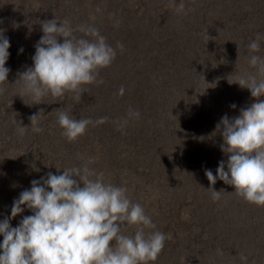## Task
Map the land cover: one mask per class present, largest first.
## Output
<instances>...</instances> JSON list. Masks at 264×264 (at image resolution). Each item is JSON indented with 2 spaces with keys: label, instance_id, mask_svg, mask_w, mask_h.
<instances>
[{
  "label": "rangeland",
  "instance_id": "rangeland-1",
  "mask_svg": "<svg viewBox=\"0 0 264 264\" xmlns=\"http://www.w3.org/2000/svg\"><path fill=\"white\" fill-rule=\"evenodd\" d=\"M181 2L182 12L171 7L170 0H0V30L10 42L5 64L10 72L3 84L10 95L0 96V221L11 215L14 199L30 190L32 180L87 166L90 179L127 189L132 203H139L155 223L151 231L171 235L158 259L149 264H264V207L246 202L234 186L219 179L210 185L205 175L206 169L216 175L219 162L228 158L215 122L225 114L238 116L256 101L236 80L256 74L249 65L252 40L245 42V33L255 39L264 36V0H174L176 6ZM54 18L69 21L73 29H98L116 56L99 71L103 83L84 85L81 98L76 93L61 98L49 93L42 103L33 104L22 92L19 73L33 66L32 57L25 56L35 54L42 35V30L37 33L39 24ZM175 63L185 68L183 72L192 67L186 79L195 81L193 92H186L183 100L176 94L170 103L159 100L161 92L143 82L158 77L164 68L174 74ZM206 65L207 72L202 68ZM113 71L118 75L111 77ZM181 78L186 80L180 74L179 84ZM172 89L179 90L171 80L165 92ZM69 102L75 105V115L66 110H72ZM41 109L43 131L37 133L29 118ZM129 109L138 111L139 118L129 116ZM58 111L76 119L108 120L89 125L83 136L69 142L58 124ZM20 125L26 126L24 135L19 134ZM209 187L221 191L218 201H213ZM169 191L166 201L160 196V206L158 196ZM31 214L25 207L10 223L16 227ZM135 230L127 224L121 227L127 236H134Z\"/></svg>",
  "mask_w": 264,
  "mask_h": 264
},
{
  "label": "clouds",
  "instance_id": "clouds-1",
  "mask_svg": "<svg viewBox=\"0 0 264 264\" xmlns=\"http://www.w3.org/2000/svg\"><path fill=\"white\" fill-rule=\"evenodd\" d=\"M170 6L176 7L177 12L185 8L183 2L176 6L174 0H170ZM77 31L83 36L77 37L74 34ZM42 32L35 45L33 66L19 73L22 92L32 98L33 104L42 103L49 93L54 98L66 93H76L81 98L84 85L103 83L102 78L98 79L99 71L111 65L116 51L98 29L83 26L73 29L69 21L59 22L54 18L42 23ZM89 36L91 40L85 38ZM260 39L258 34L248 45L251 53L260 52ZM118 47L123 50V45ZM9 48V39L0 30V85L8 82L10 69L5 64ZM249 65L256 69V74L240 75L236 83L249 89L256 101L242 108L238 116L229 118L225 114L216 125L223 138L221 150L228 158L219 162L216 175L210 169L205 170V175L210 185L219 179L234 186L236 194L246 202L264 207V100L259 99L264 96V58L252 55ZM4 91L0 87V94ZM124 91L121 87L119 95ZM42 111L29 118L32 130L37 133L43 131L39 127ZM57 115L62 135L69 142L83 136L89 125L108 120L107 117L96 121L76 119L65 111H58ZM139 115L138 111L129 109V116L139 118ZM125 124L127 120L121 128ZM25 131L26 126L20 125L19 134L24 135ZM91 175L85 166L63 169L59 175L48 172L46 178L32 180L30 190L25 189L14 199L11 215L0 221L3 236L0 264L155 262L171 235L151 231L156 229L155 223L139 203H132L126 188L90 179ZM209 189L213 201H218L221 191ZM25 207L32 214L23 216L18 226L13 227L10 220L22 214ZM125 224L135 227L134 236L122 234L121 227Z\"/></svg>",
  "mask_w": 264,
  "mask_h": 264
},
{
  "label": "trees",
  "instance_id": "trees-1",
  "mask_svg": "<svg viewBox=\"0 0 264 264\" xmlns=\"http://www.w3.org/2000/svg\"><path fill=\"white\" fill-rule=\"evenodd\" d=\"M204 7H205V5H204ZM243 12L241 13V16H243ZM131 15H133V9H131V11H128V12H126V16L128 17V19L131 17ZM41 16H43L44 18H46L45 16H46V14H43V15H41ZM29 17H30V19H31V15H29ZM25 18H28V16L27 17H25ZM37 24H39V21H35ZM262 26H264V25H262ZM126 27V26H125ZM41 30H42V25L41 24H39V30H37V33L38 32H41ZM263 33H264V27H263ZM42 33V35H43V32H41ZM246 35H247V40L245 41V42H250L251 40L253 41L254 39H255V37H253V36H251V35H249L248 33H245ZM37 35V34H36ZM42 35H40L38 38L40 39L41 37H42ZM172 38H173V36H172ZM164 40H171L170 39V37L169 36H165L164 37ZM245 40V39H244ZM166 42V41H165ZM260 52H258V53H254V54H251V55H255V54H257L258 56H260V57H263L262 55H263V52H264V36H262V39H260ZM33 54V52H30L29 54H27L26 56L25 55H22V56H25V57H27V58H31V57H33L34 55H32ZM26 58V59H27ZM264 58V57H263ZM29 66H27L25 69H24V71H26V69L28 68ZM206 67H209V66H205V68L204 67H202L203 69H204V71H209V69L208 68H206ZM190 68H192V67H189L186 71H184L183 72V69H185L184 67H182L181 66V64H179L178 66H177V64L175 63V67H174V71H173V73L174 74H170L169 72H166V70H165V68H164V70L163 71H160L161 72V74H157V76L158 77H155L154 75L151 77V79L150 80H147V81H145V82H143V83H145L146 85H147V88H149L150 86H154L156 89H157V91L158 92H161L159 95H157V97H158V99L160 100V99H165V100H168L170 103H173L174 101H175V98H174V96H176V94H177V96L176 97H178V98H180V100H183V99H185L184 98V94H186V92H189V91H192L193 92V90H192V88H193V85H194V81H195V79L193 78V79H190V77H189V79H186V74H187V72L189 71V69ZM105 69V68H104ZM103 69V70H104ZM120 69V68H119ZM255 69V68H254ZM23 70L21 71V73L22 72H24ZM172 71V70H171ZM216 71V70H215ZM256 71V69L254 70V72ZM118 73L119 72H116V71H113L112 73H111V77H115L116 75H118ZM192 73V72H191ZM181 74V76L182 77H185V79L186 80H182V78H181V82L183 83H181V84H179V82H178V80L176 79L179 75ZM175 75H177V77L175 78ZM194 75H196L195 74V72H194ZM18 79H20V78H18ZM9 80H12V77L10 78L9 77ZM173 81L174 83H175V86H178V88H179V90H174V89H172V90H174L172 93H170V94H167L165 91H166V85L168 84V82L169 81ZM22 81V80H21ZM180 81V80H179ZM187 81V82H186ZM15 82V81H14ZM176 83H178V85H176ZM16 85H17V83H13V89L14 88H16ZM6 87V85H3L2 86V88H4L5 89V91L2 93V94H0V96H3V98H5V97H8V95H10V93H9V88L8 89H6L5 88ZM181 87H185V89L183 90V91H181ZM17 90H19L18 89V86H17ZM17 90H14L13 91V94H14V92L15 91H17ZM172 90H170V91H172ZM156 91V92H157ZM21 93V92H20ZM165 95V96H164ZM164 96V97H163ZM166 96L168 97L167 99H166ZM13 97V96H12ZM197 102V100H196V98H195V103ZM70 104H71V106H70V108H72V110H70V109H68V108H66V110H69V111H72V114L73 115H75L76 114V110H75V105L74 106H72L73 104L71 103V102H69ZM218 117L216 116L215 117V119H217ZM214 119V120H215ZM215 122V121H214ZM215 124L217 125V123L215 122ZM219 132V131H218ZM219 134H221V132H219ZM222 135V134H221ZM90 136V135H89ZM89 138V137H88ZM171 191V190H170ZM170 191L169 192H167V193H165L164 195H159L158 196V201H159V204H160V206L162 205V202L163 201H166L167 199H169V197H170ZM160 196L162 197V202H161V199H160ZM231 221V220H230Z\"/></svg>",
  "mask_w": 264,
  "mask_h": 264
}]
</instances>
